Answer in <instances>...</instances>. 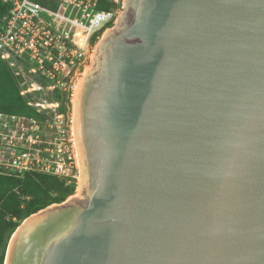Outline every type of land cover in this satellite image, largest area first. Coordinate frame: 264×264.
<instances>
[{
    "label": "water",
    "instance_id": "95a60500",
    "mask_svg": "<svg viewBox=\"0 0 264 264\" xmlns=\"http://www.w3.org/2000/svg\"><path fill=\"white\" fill-rule=\"evenodd\" d=\"M123 14L78 93L83 195L27 218L4 264H264V0Z\"/></svg>",
    "mask_w": 264,
    "mask_h": 264
},
{
    "label": "built area",
    "instance_id": "2783aa9c",
    "mask_svg": "<svg viewBox=\"0 0 264 264\" xmlns=\"http://www.w3.org/2000/svg\"><path fill=\"white\" fill-rule=\"evenodd\" d=\"M4 1L10 11L0 29V60L18 79L21 96L38 118L0 112V175L40 172L78 184L73 98L96 43L117 22L123 0Z\"/></svg>",
    "mask_w": 264,
    "mask_h": 264
},
{
    "label": "trees",
    "instance_id": "16d2710c",
    "mask_svg": "<svg viewBox=\"0 0 264 264\" xmlns=\"http://www.w3.org/2000/svg\"><path fill=\"white\" fill-rule=\"evenodd\" d=\"M110 8V5H107ZM10 4L0 0V29ZM61 99L60 96H58ZM0 112L38 118L36 111L21 96L19 81L8 64L0 60ZM76 182L57 176L31 172L20 176L0 175V264L5 263L9 242L30 216L65 202L76 192Z\"/></svg>",
    "mask_w": 264,
    "mask_h": 264
},
{
    "label": "bare ground",
    "instance_id": "6f19581e",
    "mask_svg": "<svg viewBox=\"0 0 264 264\" xmlns=\"http://www.w3.org/2000/svg\"><path fill=\"white\" fill-rule=\"evenodd\" d=\"M127 1V7H128V0H126ZM124 15V14H123ZM123 15H122V18H123ZM121 18V19H122ZM121 21V20H120ZM118 22V21H117ZM119 24V23H118ZM108 34V33H107ZM107 36V35H106ZM105 36V37H106ZM100 45H101V43H99L98 44V46H97V49H96V51H95V53H97L98 52V49H99V47H100ZM93 56V64L95 63V57H94V55H92ZM87 69V68H86ZM90 69H91V67L90 68H88V70L86 71V74L85 75H87V73L90 71ZM82 80L83 79H81L80 80V82H79V85L77 84V86H76V88H77V91H76V94H75V98H74V105H73V107H74V136H75V141H76V144H77V148H78V145H79V142H78V133H77V119H76V117H77V104H78V93H79V90H80V87H81V83H82ZM77 82V83H78ZM78 158H79V163H80V165H81V160H80V155H79V151H78ZM84 189H85V181H84V177H83V172H82V174H81V176H80V180H79V188H78V196H76V197H78V198H80L82 195H83V192H84Z\"/></svg>",
    "mask_w": 264,
    "mask_h": 264
},
{
    "label": "rangeland",
    "instance_id": "374dc122",
    "mask_svg": "<svg viewBox=\"0 0 264 264\" xmlns=\"http://www.w3.org/2000/svg\"><path fill=\"white\" fill-rule=\"evenodd\" d=\"M123 3H124V6H123V8L121 9V11H120V14H119V18H118V22H116L115 23V25L114 26H111L109 29H107V30H105L104 31V33H103V35L100 37L101 39L103 38V37H105L106 35H107V33L111 30V29H113L118 23H120V20H121V18H122V15H123V13H124V11L126 10V0H123ZM101 8H103V9H110V8H108L107 7V5H103ZM109 26V25H108ZM100 39V40H101ZM100 42V41H99ZM98 42V43H99ZM98 43H96V46H95V51H96V49H97V46H98ZM94 54H95V52H94ZM93 54V55H94ZM95 56V55H94ZM92 65H93V56L91 57V59H90V61L88 62V64H87V69H86V71L88 70V68H90V67H92ZM86 71H85V74H86ZM85 74H84V76H85ZM83 76V77H84ZM83 77H80V79L78 80L79 82H80V80L81 79H83ZM79 82L77 83L78 85H79ZM76 91H77V88H76ZM76 91H75V94H76ZM74 98H75V95H74ZM74 98H73V101H74ZM74 105V104H73ZM73 105H72V117H73V121H74V107H73ZM75 135V134H74ZM78 188H79V182H78V184H77V186H76V192H75V194L74 195H76V196H78Z\"/></svg>",
    "mask_w": 264,
    "mask_h": 264
}]
</instances>
